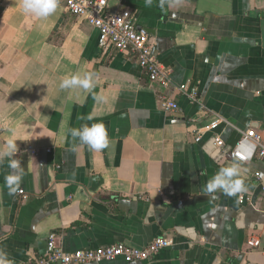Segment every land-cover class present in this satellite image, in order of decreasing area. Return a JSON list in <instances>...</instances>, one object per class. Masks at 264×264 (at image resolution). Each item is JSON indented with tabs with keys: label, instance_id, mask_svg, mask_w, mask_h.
I'll list each match as a JSON object with an SVG mask.
<instances>
[{
	"label": "crops",
	"instance_id": "1",
	"mask_svg": "<svg viewBox=\"0 0 264 264\" xmlns=\"http://www.w3.org/2000/svg\"><path fill=\"white\" fill-rule=\"evenodd\" d=\"M130 10L171 73L163 90L134 55L99 47V33L59 4L47 19L20 0H0V148L15 129L23 178L9 195L0 166V249L14 264L43 257L49 237L67 253L114 244L172 246L151 261L104 264H264V161L241 164L231 151L242 132L264 143V0H107ZM98 75L95 93L61 90L65 76ZM196 89L197 103L188 93ZM166 94L180 109L165 111ZM94 110V112H93ZM92 113V121L78 119ZM225 147L197 130L215 118ZM102 122L110 145L93 152L68 128ZM63 124V128H62ZM239 165L247 191H203L222 167ZM257 175H259L257 178ZM23 191L24 195L19 194ZM244 199V203H241Z\"/></svg>",
	"mask_w": 264,
	"mask_h": 264
},
{
	"label": "built area",
	"instance_id": "2",
	"mask_svg": "<svg viewBox=\"0 0 264 264\" xmlns=\"http://www.w3.org/2000/svg\"><path fill=\"white\" fill-rule=\"evenodd\" d=\"M59 4L63 5L72 15L87 21L98 31L99 47L102 50L114 49L121 53L134 55L150 82L157 84L163 90L171 86L170 71L162 66L153 53L149 34L145 30L138 29L130 10L109 12L107 0H59ZM180 90L188 93L192 104L199 101L196 89L187 91L181 88ZM162 107L168 112L180 109L178 103L166 94L162 97ZM222 124L230 125L228 121L217 117L209 125L198 129L196 141L200 142L203 134L211 133L214 146L223 150L225 143L219 132ZM230 155L234 161L241 164L250 163L254 158L264 161V143L254 132H242L241 139ZM19 194L24 195L23 191ZM241 203H244V199H241ZM249 245L264 254V245L260 239H251ZM170 246H172L170 239L158 237L143 248L120 243L67 253L57 244L56 235H51L45 255L25 264H104L117 260L125 263H141L153 260L160 251Z\"/></svg>",
	"mask_w": 264,
	"mask_h": 264
},
{
	"label": "clouds",
	"instance_id": "3",
	"mask_svg": "<svg viewBox=\"0 0 264 264\" xmlns=\"http://www.w3.org/2000/svg\"><path fill=\"white\" fill-rule=\"evenodd\" d=\"M146 6L151 7L154 0H144ZM173 7L175 0H159V8L163 11L165 5ZM19 8L26 15H31L39 19H47L54 15L59 8V0H20ZM98 75L92 72H77L62 78L60 82L61 90L82 89L85 92H92L97 103H106V97L95 93L93 90L98 80ZM94 112V110H93ZM92 113L78 117L80 120L92 121ZM63 128V124H62ZM16 130L8 129L6 132V143L0 148V166L7 162V173L4 176V186L9 195H13L19 188L23 178V170L20 161L16 158L18 143L15 139ZM66 135H70L73 140H79L80 145H86L93 152L106 149L110 145V137L105 125L98 123H83L78 128H68ZM241 173L239 165L233 163L231 166L222 167L212 176L203 187V191L209 195L217 191H222L229 197L236 196L238 193L247 191L244 180L240 179ZM0 264H14L8 259L7 253L0 249Z\"/></svg>",
	"mask_w": 264,
	"mask_h": 264
}]
</instances>
